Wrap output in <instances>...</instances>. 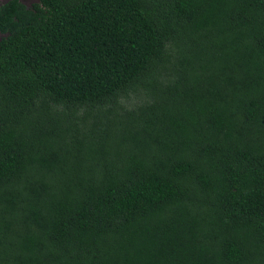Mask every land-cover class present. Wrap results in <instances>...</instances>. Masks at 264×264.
Returning <instances> with one entry per match:
<instances>
[{"label": "trees", "instance_id": "1", "mask_svg": "<svg viewBox=\"0 0 264 264\" xmlns=\"http://www.w3.org/2000/svg\"><path fill=\"white\" fill-rule=\"evenodd\" d=\"M0 33V264H264V0H7Z\"/></svg>", "mask_w": 264, "mask_h": 264}, {"label": "rangeland", "instance_id": "2", "mask_svg": "<svg viewBox=\"0 0 264 264\" xmlns=\"http://www.w3.org/2000/svg\"><path fill=\"white\" fill-rule=\"evenodd\" d=\"M7 0H0V5L4 2H6ZM23 2L28 6V7H31L32 4H34L35 2H37V0H23ZM3 35L0 33V38L2 37Z\"/></svg>", "mask_w": 264, "mask_h": 264}]
</instances>
